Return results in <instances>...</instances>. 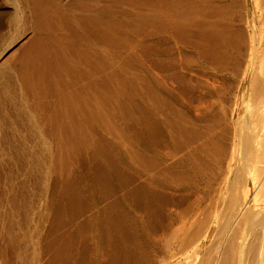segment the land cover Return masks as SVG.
<instances>
[{
    "label": "bare ground",
    "instance_id": "1",
    "mask_svg": "<svg viewBox=\"0 0 264 264\" xmlns=\"http://www.w3.org/2000/svg\"><path fill=\"white\" fill-rule=\"evenodd\" d=\"M99 1L14 0L13 3L17 13L20 11L27 13V21H24L26 23L23 29L30 30L32 33L29 41L31 45L27 46H30V49L33 45L41 46L44 43V39L47 38L45 36H48L45 35L46 32L44 33L47 24L49 27L46 18L57 13L61 17L71 15L80 20H91L94 24L91 28L94 27L95 34L100 32L96 24L100 20L97 17L102 10ZM143 4L147 16L148 67L144 76L142 75V82H133L128 91V110H130L128 117L130 121H128L130 125L127 126H130V134L129 138L126 136L129 139V145L127 144V155L125 154L129 159L132 173V175H128L127 171V175L131 177L129 181L127 180L130 182H127L128 186L130 184L129 193H127L130 194L131 200L128 202H131L129 204L132 210L129 212H133L135 218L139 217L137 219L140 221L137 220L135 224H138V221L142 222L143 230L141 225L137 230L138 226L136 227L133 223L136 227L134 228L130 225L131 222H127L130 223L127 224L126 221L123 223L128 225H126L128 229L124 228L125 226L119 220L125 216V210L122 212L124 215L122 216L119 213V206L122 204L118 205L119 202L117 203L119 209L116 207V210L122 217H117V214L116 217L121 223L119 226H124L122 227L125 229L124 231L129 230V225L137 230L134 232L130 228L129 231H133V234L144 231L146 241H144L145 249H143L146 254L142 262H140L139 255V257L133 253L130 255L131 246L129 247V245H132L137 237L134 238L130 232L133 241L131 243L130 240H127V243L130 241L128 251L123 248L126 250L119 251L114 255L108 254L110 250L108 253L100 251L101 254H108L111 258L109 256L110 259L106 256L107 260H101V258L98 264H131L128 261L129 256L131 258L133 256L132 262L135 264H264V63L260 60L264 59V36L262 33L257 36L258 32L255 31L257 40L263 41V43H258L257 46L253 35L250 34V39L247 37L249 45H246L248 43H245L248 34H245L246 31L244 32L246 24L245 26L239 24L240 21H243L242 15L244 14L247 17L243 18L246 19L243 22H247V24L251 19V14H253L252 21L258 18L264 20V0H144ZM107 10L112 11L106 8L105 11ZM244 10L246 13L242 12ZM109 18L111 19V16ZM90 24L88 23L89 27ZM86 25L87 23H85ZM262 25L261 27L264 28ZM91 28L89 30H92ZM108 28L110 27L108 26ZM23 29L19 31L21 35L25 33ZM101 32L108 31L101 30ZM111 35L108 33L104 41L112 42ZM155 36H163L172 42L179 60L177 65H172V67L171 64L170 66L165 65L162 63L161 57V60H153L151 42L153 44L152 40ZM3 37L0 40L5 38ZM81 37L83 38V36ZM78 42L82 43L80 40ZM44 45L46 44L44 43ZM39 46L38 49L34 48L37 51L35 54L43 53H39L41 48L42 51H47L43 50L46 46L42 45L41 48ZM91 49L93 52L98 50ZM76 50L78 51V49ZM76 50H73V53ZM79 50L82 52L83 47ZM89 52L92 54L91 51ZM98 52L100 53V51ZM75 53L78 54V52ZM82 53L86 56L84 52ZM32 54L30 59L32 56L34 57V53ZM93 56L92 58L90 55L88 56L91 61H93ZM28 57L26 56L27 59ZM80 57L83 58L81 54ZM61 58H63L62 53L56 59L52 58V61L51 58L43 59L42 57L41 60L39 58L40 61L35 63V66L36 64L41 65L37 66L38 69L37 67L30 69V66L28 67L25 62L29 88L39 91L45 84L47 85L49 80L54 77V72L59 69L61 64H64ZM256 58H260L259 60L263 63H260L261 65L258 63V69H261L262 76L257 70L261 77L257 82L259 92L255 93L257 95L255 99L258 97V100L253 101L254 99L249 97L244 104L238 100H230L231 96L227 97L229 89L227 90L226 82L232 78L233 81L237 80L238 83H241L243 80L251 78V65ZM49 59L50 64L47 61ZM167 62L171 61L167 60ZM77 64L78 62H75V65ZM97 65L99 66V64ZM110 65L107 64L108 67H111ZM79 67L77 68L79 69ZM100 70L102 69L100 68ZM107 71L109 70L107 69ZM83 72L85 73V70ZM83 72L81 70V73ZM188 72H193L195 75ZM100 76L102 75L100 74ZM103 76L105 77V75ZM193 76H197L203 81L198 79L200 82H197ZM108 77L106 78L108 79ZM56 78H60V76ZM253 78L255 79V77ZM107 79H105L106 83ZM54 81V79L51 80L53 87ZM72 81L74 82L73 79ZM73 82H69L63 91H61V87L59 92V100H63V103L65 102L69 107L62 108L61 105L63 107L65 105L62 102H59L60 105L57 106V109L60 106L62 108V114L57 113L58 116L61 115L60 120L57 119V121L62 122L64 126V131L62 126L61 131L57 133L61 137H80L81 132L78 129L80 122L82 123L80 125L86 124L83 123L84 120L87 122L90 120V123L91 121L95 122L99 116L97 115L98 107H101L98 105L103 101H98L96 90L92 91L88 97H83V92L85 94L83 88L87 87L86 84L84 83V86L83 81L82 83ZM95 82L96 78H93L89 84L94 85ZM237 82L233 83L238 84ZM108 83L110 82L108 81ZM254 83L251 86L253 85L255 88ZM51 85L49 88L52 87ZM95 85V88L92 87L93 89H96ZM253 87L251 90H254ZM255 89L254 91H257V88ZM113 90L114 94L115 89ZM204 92L208 93L207 98H204ZM79 96H82L81 100ZM215 99L216 101H213ZM57 114L55 115L57 116ZM90 123L88 126L93 125ZM121 162L125 164L123 160ZM108 168L103 171L107 173ZM103 171L100 176L104 175ZM119 172L118 169L117 175ZM127 183L125 184L127 185ZM129 196H127L128 199ZM113 211L111 210L110 213ZM130 218L134 219L133 215ZM117 223L114 222V224ZM114 227L116 229L117 226ZM114 230L112 231L114 232ZM121 231L117 230L118 234L124 236L122 238L118 235L120 239L128 237L130 239L127 231L125 232L127 237ZM102 239H100L101 243ZM115 240L117 244L118 239ZM116 244L114 242V246ZM124 244H121L122 247L126 246H123ZM104 246L108 245L104 244ZM102 255L100 256L102 257Z\"/></svg>",
    "mask_w": 264,
    "mask_h": 264
},
{
    "label": "rangeland",
    "instance_id": "2",
    "mask_svg": "<svg viewBox=\"0 0 264 264\" xmlns=\"http://www.w3.org/2000/svg\"><path fill=\"white\" fill-rule=\"evenodd\" d=\"M13 1L0 0V39L3 36L5 37L0 40V264H98L101 260L111 258L110 254L114 255L126 249L128 251L130 246V255L133 253L137 257L140 256V262H142L146 254L144 253V241L146 240L144 231H142L143 224L139 222L140 219H137L139 217L135 218L134 213L129 212L132 210L130 208L131 202H128L131 200L130 194H128L130 187V184L128 186V183H130L128 181L131 177L128 175H132V173L129 159H127L128 157L125 154L127 155V144L129 145L128 138L130 134V126H127L128 124L130 125V119L128 118L130 111L128 110V91L131 89L133 82H142V77L148 67L147 16L143 4L144 0H100L102 10L99 12V17H97L100 19L99 21L97 19L98 22L96 23L100 31L97 34H95L94 27L91 28V26H94L91 20L83 19L85 20L83 21L71 15L61 17L57 15L58 13L50 15L46 18L49 27L47 24L44 31V33L46 32L45 35H48H44L48 38V41L45 38L44 43L46 45L42 44L44 47L46 46L43 50L46 49L47 51H42V45H38L41 48L39 53H43H36L37 55L35 54L36 49L34 50V48L38 49L37 45H33L35 47L32 46L30 49V46L27 47L29 44L31 45L29 41L32 36L30 30L23 29L26 23L24 21H27V13L23 11L17 13L14 9ZM104 5L106 7H103ZM106 8L112 11H105ZM242 12L246 13L245 10ZM252 15L248 24L243 22L246 20L243 19L247 17L246 14L242 15L243 21L239 20V24H243V26L246 24V27H248H245L244 30V32L246 31L245 34L248 33L245 43L249 41V35L251 34L254 37L255 44L257 43L256 45L258 46V43H263V41L259 42L257 40V36L260 33L264 36V28L261 27L264 20L258 18L259 20L252 21ZM110 16L111 19L109 18ZM107 20L110 25H108L109 22ZM85 23H87V27ZM88 23L92 25L90 24L89 27ZM90 28L92 30H89ZM111 28L113 29L112 31L110 30ZM22 29L25 30L23 35L20 34L21 32L19 33ZM101 30L108 32L102 33ZM255 31L258 32V34L256 33L257 36ZM108 33L110 35L113 34L111 35L113 44L112 42L107 43L104 41ZM96 35L97 38L95 39ZM164 38L163 36H155L153 38V44L151 42L153 60H159L161 57L162 60H160L163 64L168 66L171 64L172 67V65H177L179 60L176 57L177 54L172 42ZM79 40L82 43H79ZM103 42L104 44H102ZM73 44H75L74 47ZM89 45L90 47H88ZM246 45H249V42ZM82 47L84 50L82 52L87 57L79 50ZM91 48L98 49L97 51H100V53H97V51L93 52ZM72 49L76 50L75 52H78V54L73 53ZM89 51L95 55L89 54ZM32 53H34V57L32 56L30 59ZM61 53L63 57L61 59L64 64H61L58 70L55 69L57 73L54 72L53 76L55 78L51 79L56 81L53 82L54 87L51 85V80H49L47 85L45 84L39 91L31 90L26 78L27 69L25 62L28 67L30 66V69H32L31 67L36 69L37 66L41 65L36 64L35 66V63L40 61L42 57L43 59L51 58L52 61V58L56 59ZM80 54L83 58L80 57ZM89 55L90 58L93 56V61L88 57ZM26 56H29L28 59ZM259 59L256 58L251 65V70L253 71L250 73L252 74L251 78L243 80L241 83H238L237 80L233 81L234 79L232 78L229 79L231 82L229 80L226 82L227 90L229 89L227 97L230 98L231 96L230 100H238L243 102V104L248 101L249 97L252 100L254 99L253 101L258 100V97L256 98L257 100L255 99L256 94L259 92L257 82L259 81L258 78H261L259 76H262L260 74L261 69H258V66L261 61L264 63L263 58L260 59L261 61ZM167 60L171 62H167ZM47 61L48 63L51 62L50 59ZM75 62H78V64L75 65ZM96 64H99V66H96ZM107 64H111V67H108ZM76 66H80L79 69ZM67 70L70 74H68ZM81 70L82 72L85 70V73H81ZM257 70L260 75H258ZM108 72L112 73V75H109ZM188 73L195 75L193 72ZM57 74L60 78H56L59 77ZM63 74L66 76L63 77ZM69 75L71 76L69 77ZM77 76L79 79L76 78ZM193 77L197 82L202 80L197 76ZM69 78L71 79L70 81L68 80ZM93 78H96L95 83L97 84L95 85L94 83L97 86L96 89L92 88L94 87L93 84H89ZM105 79H107V83ZM82 81L88 87L83 88L85 91V94L83 92V97H88L92 91L96 90L98 101H104L98 105L101 106L100 108L98 107L97 115H99V118L97 117L95 122L91 121L93 125L88 120L91 126H88L87 120L83 121V123H86L84 125H80L82 124L80 122L78 129H80L81 135L78 138L58 136L57 133L61 131L63 124L57 121V119L60 120L61 116H58L57 113L62 114V108H69L65 102L63 103V100H59L60 88L62 87L61 91H63L69 82L82 83ZM197 82L195 81V83ZM99 83L101 87L98 85ZM253 83L256 85L257 91H254L256 89L253 85L251 86ZM49 85L52 87L49 88ZM234 85L237 87L235 88ZM252 87L254 90H251ZM112 88L115 89L114 94ZM252 92L255 96L252 95ZM234 93L235 95L233 96ZM207 94L203 93L204 98L208 97ZM81 97L79 96L80 100ZM213 101H216V99ZM59 102L65 105L64 107L61 105L62 108L60 106V109H57V106L60 105L58 104ZM54 110L56 113H54ZM121 160L125 164L128 162L126 165L129 166V169ZM119 161L122 164L117 163ZM117 164L120 165L117 166ZM111 166L115 168L112 169ZM107 168L109 170L106 173L103 170H107ZM115 169L117 171L119 169L118 175ZM101 171L105 172L103 176H100L102 175ZM109 173L111 174L106 175ZM104 176L106 179L102 178ZM110 178L112 179L110 180ZM127 196H129V199ZM118 202V205L122 204L121 206L124 207L119 206V213L122 214L125 210L124 215L126 217L122 214L124 216L123 219L126 218L125 220L117 218L122 217L121 215L119 216L116 210ZM114 203L117 206L113 205ZM111 210H114L113 213H110ZM130 213L132 214L130 215ZM132 215L135 221L132 218L129 219ZM127 219L129 220L127 221ZM118 220L122 223L124 221L126 223L131 222L132 224H127L134 226V228L138 226L137 230L141 225L142 230L140 229V231L142 232L133 234V231L129 230L130 228L134 230V228L129 225V230L126 231L129 233L130 239L129 237L124 238L126 240L123 241L124 239L122 238L124 236L118 234L117 230L121 231L124 226L125 229H128V225L123 223L122 225L124 226L121 227L119 226L121 223ZM137 220H139L138 224H135ZM114 222H118V225L114 224ZM114 226H117L116 229ZM125 229L121 232L127 237ZM135 230L134 232L137 231ZM130 232H132L131 234L134 235V238L137 236L134 241ZM118 235L122 237V240ZM139 238H143L141 239L143 241ZM100 239H102V243ZM115 239H118L117 244ZM127 240H130L131 243L133 241L129 247L130 241L127 243ZM103 242L108 245L109 249L104 246ZM123 243H125L123 245H126L125 247H122L121 244ZM119 245H121L120 250H118ZM115 248H117L116 251ZM100 251L109 252V255L102 253L103 256ZM98 256L100 257L98 258ZM106 256L109 257L107 258ZM132 259L134 260L133 256L132 258L129 256V263L135 264Z\"/></svg>",
    "mask_w": 264,
    "mask_h": 264
}]
</instances>
